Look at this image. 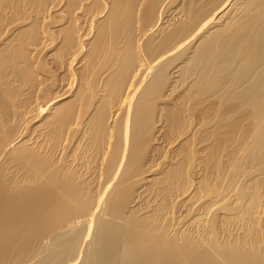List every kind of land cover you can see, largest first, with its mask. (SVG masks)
I'll return each instance as SVG.
<instances>
[{
	"label": "bare ground",
	"instance_id": "6f19581e",
	"mask_svg": "<svg viewBox=\"0 0 264 264\" xmlns=\"http://www.w3.org/2000/svg\"><path fill=\"white\" fill-rule=\"evenodd\" d=\"M10 5L0 264H264V0H55L13 23ZM31 45L68 84L16 127Z\"/></svg>",
	"mask_w": 264,
	"mask_h": 264
},
{
	"label": "rangeland",
	"instance_id": "374dc122",
	"mask_svg": "<svg viewBox=\"0 0 264 264\" xmlns=\"http://www.w3.org/2000/svg\"><path fill=\"white\" fill-rule=\"evenodd\" d=\"M55 0H34V2H36L35 7L34 5L31 3L30 5V2L31 0H8L9 2V5L11 4L12 5V14L10 15V21L13 19H26L28 17H31L33 16L34 17V11L37 12V15L38 13H40L41 10H43L44 8L46 9L52 2H54ZM10 5V6H11ZM30 8V9H29ZM37 8V9H35ZM37 10V11H36ZM39 11V12H38ZM55 10H52V13H54ZM14 15V16H12ZM12 17V18H11ZM51 22V21H50ZM49 20H48V23H45L42 22V24L44 23V25H42L44 31L46 32H51L53 31L54 32V29H53V26H52V22L50 23ZM10 23H13V21H11ZM28 24V22L26 21H22V22H16V25H11L9 24V35L6 37L8 38L14 31L18 30L19 28H21L22 26ZM64 25V23H61ZM11 25V26H10ZM48 25V26H47ZM41 26V25H40ZM52 26V27H51ZM65 27V26H64ZM36 28H37V25H36ZM5 38V39H6ZM27 40V39H26ZM47 40V39H46ZM45 40V41H46ZM28 41V40H27ZM26 41V42H27ZM48 41V40H47ZM32 45L29 46V48H26L25 50V54L23 55L22 57V68L24 70V77H23V80L22 81H19V82H15L12 80V83L11 82H8V84L12 87L15 88V91L14 93H10L12 96H11V99L13 98V101L10 100L11 102L9 103V107H8V117H9V120H10V125H16V124H19L22 120L21 123L23 124H19L17 125L16 127L18 126H27L25 123V120H24V117L26 115V113L29 111V107L31 104H33L34 102L33 101H36L37 102V98L41 95L39 94V96L37 97V93H39V91H41L42 95L43 93H47L49 95V98L52 99L53 97H57V95H55L56 93H59V91L65 87L67 84H68V77H65L64 75L65 74H62L64 72H68V66H66V64H68L67 62H63L61 59L59 61H57V63H55V65H49V61H48V57L52 54H54V52H52L53 49H48V50H44L42 52H40L37 55H35L36 53H34L32 51ZM27 52V53H26ZM30 52V56H28ZM32 57V58H31ZM59 62V64H58ZM63 62V63H62ZM62 63V64H61ZM42 66H41V65ZM63 66V69L62 66ZM61 67H60V66ZM46 66V67H45ZM39 67V68H38ZM47 68V69H46ZM55 68V69H54ZM67 68V70H66ZM39 69V70H38ZM41 69V70H40ZM54 69V70H53ZM56 69H59L58 71H55ZM46 70V72H45ZM41 71V72H40ZM44 71V72H43ZM54 71V72H53ZM65 78H64V77ZM32 77V78H31ZM34 78H37L38 79V84L40 83L39 79L42 80V86H39V87H36V86H30L33 84L32 82V79ZM63 77L62 80V83L60 81V78ZM67 78V79H66ZM66 79V81L64 80ZM57 80V81H55ZM21 82V85L18 86V84H20ZM57 82V84L55 83ZM23 83V84H22ZM31 83V84H30ZM19 87H21L20 90H17ZM35 88V89H34ZM41 89V90H40ZM26 92H25V91ZM35 90V91H34ZM39 90V91H38ZM21 91V92H20ZM29 91V92H28ZM50 91V92H49ZM23 93H34L32 95H27V96H24ZM23 96H22V95ZM37 94V95H36ZM52 94V95H51ZM41 95V96H42ZM62 94H58V96H61ZM20 96V97H19ZM37 97V98H36ZM16 98V99H15ZM65 97H59L56 101H53V102H57L59 100H63ZM49 99V100H50ZM33 100V101H32ZM49 100H42L40 101L43 102L42 105H46V102L49 101ZM32 101V102H31ZM26 102V103H25ZM35 102V103H36ZM60 102V101H59ZM55 103H50L49 104V107H51V105H54ZM58 103V102H57ZM19 107H23L22 110H20L21 108ZM25 109V110H23ZM19 110V111H18ZM27 110V111H26ZM18 111V114H16V112ZM25 113V114H24ZM16 117H14L15 115ZM18 117V118H17ZM21 117V118H20ZM13 120V121H12ZM36 126H37V123H36ZM215 147V146H214ZM218 148L220 149L221 148V144L219 143L218 145ZM217 148V149H218ZM221 150V149H220ZM220 150H217V154L215 153V161L217 162L216 163V171L217 170H221V171H215L216 173H220V172H223L221 168L222 167V164L219 163L220 161V158L222 157V154ZM219 151V152H218ZM221 156V157H220ZM219 160V161H218ZM219 167V168H218ZM243 170H245V167H242ZM215 172L214 173H210V178H215L214 175H215ZM209 178V179H210ZM261 183V184H260ZM257 186H254V189H256V193L258 195L257 197V200L258 199H262L264 201V181L262 182H259V183H256ZM262 186V187H261ZM259 192V193H258ZM261 200V201H262ZM262 228L264 229V225H262ZM261 228V229H262ZM261 229H260V232H261ZM262 229V231L264 232V230ZM263 232L261 233L262 235Z\"/></svg>",
	"mask_w": 264,
	"mask_h": 264
}]
</instances>
